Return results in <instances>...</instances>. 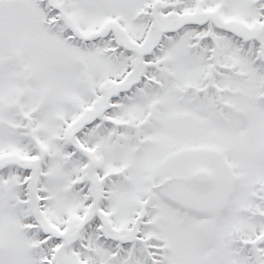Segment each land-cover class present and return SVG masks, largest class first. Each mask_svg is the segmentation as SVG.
<instances>
[{
  "label": "snow or ice",
  "instance_id": "snow-or-ice-1",
  "mask_svg": "<svg viewBox=\"0 0 264 264\" xmlns=\"http://www.w3.org/2000/svg\"><path fill=\"white\" fill-rule=\"evenodd\" d=\"M0 264H264V0H0Z\"/></svg>",
  "mask_w": 264,
  "mask_h": 264
}]
</instances>
